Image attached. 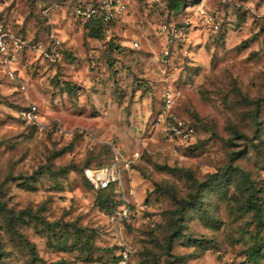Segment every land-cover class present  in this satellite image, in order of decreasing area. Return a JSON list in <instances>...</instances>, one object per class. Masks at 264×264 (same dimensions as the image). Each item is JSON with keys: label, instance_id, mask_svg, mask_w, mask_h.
Wrapping results in <instances>:
<instances>
[{"label": "rangeland", "instance_id": "rangeland-1", "mask_svg": "<svg viewBox=\"0 0 264 264\" xmlns=\"http://www.w3.org/2000/svg\"><path fill=\"white\" fill-rule=\"evenodd\" d=\"M74 1L0 0L10 31L46 43L54 29L62 46L54 62L21 52L12 75L0 63V264H112L123 243L130 264H264V0H137L112 27L118 47L89 36ZM160 22L185 27L167 63ZM167 88L189 145L155 124ZM29 100L41 131L18 116ZM115 152L130 162L127 210L114 190L99 208L87 176Z\"/></svg>", "mask_w": 264, "mask_h": 264}, {"label": "built area", "instance_id": "built-area-1", "mask_svg": "<svg viewBox=\"0 0 264 264\" xmlns=\"http://www.w3.org/2000/svg\"><path fill=\"white\" fill-rule=\"evenodd\" d=\"M148 8H154L163 4L164 0H142ZM137 0H75L70 6V13L82 23L86 21L100 22L106 37H110L112 27L122 16L127 14L128 6ZM0 3V10H1ZM191 8L190 4L187 5ZM50 6H44L42 12L47 15ZM195 15L199 17L202 26H209L213 32L220 29L221 22L210 13L202 4H198L194 9ZM184 26L167 24L160 22L158 25V35L164 41L160 51L159 60L168 62L170 54V42L173 38L184 36ZM132 47L138 46V40L131 39L128 42ZM30 51L37 54V57L57 61L62 56L61 39L54 29L49 33L46 43L30 42L19 33L10 31L4 21L0 18V63L12 75L15 70L14 65L18 62L21 52ZM23 87V86H22ZM177 94L175 90L167 88L164 90L162 105L155 116V124L161 127L162 134L167 141L189 145L194 142L195 127L190 121L183 119L173 111V104ZM18 116L25 122L33 124L37 130L44 127L41 119L38 104L34 100H29L25 105L18 108ZM134 155H137L135 153ZM111 162L93 169H86L87 176L96 188H110L122 194L123 208L128 209L129 200L125 197L127 188L124 186V174L130 169L129 160L120 158L115 152ZM136 157V156H135ZM132 249L123 243L119 252L117 264H130L129 256Z\"/></svg>", "mask_w": 264, "mask_h": 264}, {"label": "trees", "instance_id": "trees-1", "mask_svg": "<svg viewBox=\"0 0 264 264\" xmlns=\"http://www.w3.org/2000/svg\"><path fill=\"white\" fill-rule=\"evenodd\" d=\"M166 3L168 5L169 9L179 11L181 9H184V7H186L188 4H190V0H166ZM84 24L87 27V31H88L89 36L97 38V39H100L104 36L103 26L100 22L86 21V22H84ZM113 39L114 38H112L111 36L109 37L108 45L111 47H118L119 45L116 44L113 41ZM29 124H31V123H29ZM31 125H33V124H31ZM93 187H95V186L93 185ZM96 189L101 191V192L98 194L95 204L98 205L99 208H103V209H109L110 207H112L114 205V203H112L111 201H113V200L111 198L106 197V195L108 194L109 191H113L112 187H110V188H96ZM246 205H247L248 209H250V208L256 209V210L259 209V206L254 202L253 199H249L247 201ZM42 222L47 223L46 220H42ZM119 257H120L119 255H116L112 264H117ZM241 264H245V263L241 262Z\"/></svg>", "mask_w": 264, "mask_h": 264}, {"label": "crops", "instance_id": "crops-1", "mask_svg": "<svg viewBox=\"0 0 264 264\" xmlns=\"http://www.w3.org/2000/svg\"><path fill=\"white\" fill-rule=\"evenodd\" d=\"M135 2H132V4H130L129 6H128V11L127 12H129V10L130 9H132L133 7V4H134ZM126 15V14H125ZM125 15L124 16H122V18L118 21V22H120V21H123L124 20V17H125Z\"/></svg>", "mask_w": 264, "mask_h": 264}]
</instances>
